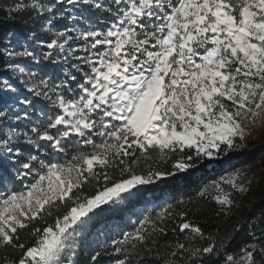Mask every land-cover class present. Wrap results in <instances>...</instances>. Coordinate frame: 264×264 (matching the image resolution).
<instances>
[{
  "label": "snow or ice",
  "instance_id": "obj_1",
  "mask_svg": "<svg viewBox=\"0 0 264 264\" xmlns=\"http://www.w3.org/2000/svg\"><path fill=\"white\" fill-rule=\"evenodd\" d=\"M0 14L28 25L0 32L24 89L0 78V264H264V212L223 235L192 219L203 200L230 217L247 191L237 174L81 257L97 213L264 124V0H0ZM169 231L183 239L161 252Z\"/></svg>",
  "mask_w": 264,
  "mask_h": 264
},
{
  "label": "trees",
  "instance_id": "obj_2",
  "mask_svg": "<svg viewBox=\"0 0 264 264\" xmlns=\"http://www.w3.org/2000/svg\"><path fill=\"white\" fill-rule=\"evenodd\" d=\"M94 20L95 17H93V21ZM26 21L27 16L19 17L14 21H5L3 14H0V32L28 26L26 25ZM62 21H64V23H61ZM66 24L67 22L65 20L56 22L57 28H63ZM44 64L48 65L49 68L51 67L50 62L46 61ZM3 68L4 65L0 62V78H8L11 80L12 76L10 72H5ZM31 68H36V66L32 65ZM230 153L228 159L231 160L235 158L238 163H243L241 177L247 180L245 184L247 191L235 194L237 207L230 217L219 213L217 211L218 206L214 201H200L197 206V211L191 215L192 219L204 229L206 234L210 231L219 232L222 235L231 233L233 226L236 225L238 221L243 222L246 218L252 219L258 217L261 212H264V137L260 134L256 139H253L252 142H248L245 146L234 149ZM213 161L218 163L217 158L209 159L203 157L194 169L177 174L173 177H168L156 184L147 185L122 207L115 209L106 208L103 212H100L91 227L97 235L94 238H90L88 242L84 243V247H81V257L85 258L88 245L95 247L97 243H101L98 237L101 233L103 236L106 235L108 239L116 238L114 237L115 234L119 235L124 231L132 230L144 215L148 213L155 215V212L166 204L176 206L178 201L183 200V206L188 207L189 199L196 198L197 193L201 191V186L205 188L211 185L206 184V180L212 177L210 173L214 167L211 164ZM195 173L197 174L195 175ZM150 196L154 198L156 202L155 206L144 208V210L140 212L144 204L143 201ZM158 204H160V206ZM61 211L63 210L61 209ZM123 220H125V224H122ZM114 227L117 229L118 233L116 231L114 232ZM168 227L169 229L172 227L171 222H169ZM103 230L106 231L107 234H104ZM88 235L89 234H86V240L88 239ZM249 235L250 229L247 224L244 223L241 231L235 234L230 244L227 245V251L233 252L238 250ZM21 236L24 242H30V239L25 233H21ZM177 238L183 239L182 236L173 234L171 231L163 238L157 237V245L161 252L166 244L174 242ZM103 264H110V258L104 257ZM145 264H160V261L153 255L145 259ZM220 264H223L222 260H220Z\"/></svg>",
  "mask_w": 264,
  "mask_h": 264
},
{
  "label": "rangeland",
  "instance_id": "obj_3",
  "mask_svg": "<svg viewBox=\"0 0 264 264\" xmlns=\"http://www.w3.org/2000/svg\"><path fill=\"white\" fill-rule=\"evenodd\" d=\"M104 2L110 3L111 0H104ZM67 22V21H66ZM61 23H64V21H62ZM23 65L28 66V67H32L33 62L27 59H24L22 61H20ZM11 81L14 83V85L18 88L19 91L23 92L24 89L22 88V86L19 85L18 81H16L13 77L11 79ZM0 95H3V93H0ZM13 124V126H15V122H10ZM23 126V125H21ZM262 137H264V124H260L259 122L253 127V129L251 130L250 133L246 134V137L243 141H241L240 139L237 138L236 140V144L238 145V147L233 148L232 150H229L227 152L221 151V153L219 152V154L214 155L213 157H207V158H217L218 163H215L214 161L211 163L214 167L211 170L212 172L210 174H212V177H210L208 180H206V184H211L213 181H219L221 180V178H223L224 180H228L230 178L231 174H237L236 175V179L238 180V182L243 183L244 185L247 183L246 179H243V177H241V173H242V167H243V163H238L237 159H228L230 156V152H232L234 149H239L241 148V146H245L246 143H250L253 141V139H256L258 135H260ZM210 164V165H211ZM197 173H195L196 175ZM147 186V185H146ZM145 186H142V188H144ZM141 188V189H142ZM204 187L201 186V190ZM225 189H228V186H225ZM133 196H129L126 197L125 199L121 200L120 202L114 204V205H109L107 208L110 209H115V208H119L122 207L123 205H125L127 202H129L130 200H132ZM143 206H142V210H144V208H151L154 207L156 202L154 200L153 197H148L143 201ZM160 206V204H158ZM100 213V212H99ZM99 213H97L96 216H94L87 224L86 230L84 231V239L81 243V247H84V243L88 242V240L90 238H94L97 234L94 231L92 227V224L94 223V221L96 220V218L98 217ZM125 220L122 221V224L124 223ZM133 223V222H132ZM117 232V229H115L114 227V232ZM89 232V233H88ZM104 234H107L106 231L103 230ZM86 234L88 235V239L86 240ZM118 235L115 234L114 237H117ZM99 241L102 243L105 239H108L106 235H99Z\"/></svg>",
  "mask_w": 264,
  "mask_h": 264
}]
</instances>
